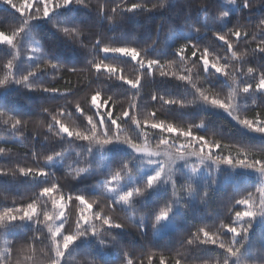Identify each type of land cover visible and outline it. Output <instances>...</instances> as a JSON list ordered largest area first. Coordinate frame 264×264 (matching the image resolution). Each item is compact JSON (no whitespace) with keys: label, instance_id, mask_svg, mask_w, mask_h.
<instances>
[{"label":"snow or ice","instance_id":"snow-or-ice-1","mask_svg":"<svg viewBox=\"0 0 264 264\" xmlns=\"http://www.w3.org/2000/svg\"><path fill=\"white\" fill-rule=\"evenodd\" d=\"M2 3L19 14L10 23L0 21V54L4 57L0 62V90L3 94H8L10 90H23L25 93H48L53 99L74 95L70 90L61 92L54 86L50 87L42 79L48 75L54 77L55 73L67 66L66 62L70 60L67 53L76 51L69 47L71 45L87 49L92 55L93 58L87 60V70H94L99 86L90 96L91 115L81 107L80 102L75 103L74 115L68 107L71 104L69 100H65V105L56 110L42 109V114L47 116L40 124L46 127L47 133L57 142L81 149L74 153L72 162L62 172L65 179L77 182L72 190L65 194V185L53 179L60 170L55 165L59 163L63 168L68 158L65 148L57 151L53 147L52 154L44 156L42 166L37 160L34 167L0 169V176L11 175L15 178L19 175L37 185H47L39 187L29 202L17 205L13 201L11 206H4L0 210V230L7 232L32 226L34 233H40L39 236H28L25 232L22 243L17 242L15 237L11 240L6 238L0 247V264H68V258L80 248L94 256L87 264H111L103 254V249L109 246L123 258V264H144L142 258L134 259L135 253L123 248L117 239L119 233L113 230H122L130 224L144 237L149 228L154 236L169 229V226L174 229L177 220L182 218V215L177 216V208H187L196 200L200 204L207 203L210 192L218 184L221 165L255 173L259 178L255 194L248 191L228 207V212L234 215L230 223L221 220L214 227H198L179 240L178 246L173 249L176 253L174 264H185L186 261L188 264H264V259L254 258V250L249 247L254 224L258 220L264 224V118L259 112L254 118L240 115L249 109L247 100L250 96H258L264 104V70L257 71L253 67L244 70L242 65L246 62L247 51H238L237 45L246 41L249 32L239 23L228 27L232 19H238L245 9L253 8V0H224L228 7L225 8L222 3L219 16L211 24L205 22L202 25L203 30L215 38L213 43L221 42L217 46L224 47L225 56L216 54L210 46L201 49L197 39L201 28L192 24L188 25L191 31L178 33L170 42H166L165 46L171 48L176 40L184 41L171 52L180 64L185 65L181 74L165 70V64L171 67L177 60L162 63L160 58H146L142 56V51L147 53V48L141 50L128 44L115 43L114 37L102 39L97 34L89 47L84 42V33L93 18L91 12L87 14V19L79 15L81 9L89 8L86 0H19V3L16 0H2ZM259 3L264 6V0H259ZM164 7V2L153 3L151 7L147 3H131L125 7L117 4L111 8L112 15H107L102 4L94 11L96 21L107 20L110 25H120L125 22L127 13ZM200 11L207 15L208 9L202 7ZM256 27L259 29L260 43L253 52L264 54V18L259 20ZM47 33H51V47L46 41ZM256 39V34H253L252 40ZM156 43L153 41L148 47ZM189 51L190 56L187 55ZM99 53H103V56L97 59ZM122 58H128V62L136 67L138 74L135 78L124 75V67L119 64ZM189 60L193 67H197L199 62L206 88L193 82L192 70L186 67ZM261 68L264 69V65ZM67 71L75 73L77 69L67 67ZM156 74L160 78L171 77L182 82L192 90V99L187 101L183 97L165 98L164 95L152 94L151 101H159L169 108L198 106L206 112L221 111L245 130L242 135L246 140L237 143L235 155L231 152L221 154L228 146L222 145L219 140L210 141L205 135L193 131V127L204 129L203 121L186 128L179 127L158 120L155 111L141 119L142 82L146 77L155 79ZM253 79L256 80L255 84L249 82ZM108 81H119V86H127L125 90L136 98L119 113L113 111L114 102L109 105L113 95L101 100L102 93L108 90ZM225 86L229 89L226 95L216 90L217 87L222 90ZM252 104L260 107L255 98ZM66 119L72 123H66ZM29 123L15 109L0 107V124L7 126L12 133L22 134ZM149 129L158 131L150 132ZM250 133L258 134V149L252 144ZM36 138L32 137L33 140ZM44 138L47 140L48 136ZM181 140L183 142L178 143ZM216 149L220 151H214ZM8 151L10 149L0 147V155ZM257 152L259 155L255 154ZM31 155L34 158L37 156L35 150ZM97 155L106 160L101 166L103 178L90 188L76 191L79 184L99 171L94 168ZM121 155L125 158L114 159ZM202 170H207L208 179L201 186L198 178ZM178 176L184 178L183 183H178ZM169 191L170 197L166 195L161 204L136 219L134 211L146 204L149 196L160 192L167 194ZM41 200L44 201L43 207L39 204ZM73 204L77 209L74 218L68 211ZM237 206L242 210H236ZM117 211L128 217V224L114 217ZM44 229L47 231L44 232ZM228 234H231L230 238L226 239ZM93 239L102 249L99 254L91 250L90 241ZM38 245L44 247L39 248ZM210 251L213 255L206 256L205 253ZM155 255L152 252L147 256L148 264H152ZM159 264H166L163 255L159 258Z\"/></svg>","mask_w":264,"mask_h":264},{"label":"trees","instance_id":"trees-1","mask_svg":"<svg viewBox=\"0 0 264 264\" xmlns=\"http://www.w3.org/2000/svg\"><path fill=\"white\" fill-rule=\"evenodd\" d=\"M19 3V0H16ZM165 3L164 8H157L152 11H137L136 13H127L125 22L120 25H110L107 20L102 22L96 21V11L100 5H105V13L112 15L111 8L117 4L121 7L130 5L131 3H147L149 7L151 4ZM89 4L88 9H81L79 15L81 18L87 19V14L91 12L93 18L88 30L84 33V42L91 47V43L95 40L97 34H100L102 39L107 37H114L115 43L128 44L130 46L138 47L143 50L147 48V53L142 51V56L146 58H160L162 63L166 60H177L171 67L165 64V70L168 72L183 73L185 65L178 62V58L171 55L172 50L182 44L183 40H176L172 43L171 48L165 46L166 42H170L172 37L178 33H187L191 31L188 27L189 24L195 27L201 28V33L197 36L200 41L201 49L204 46H210L216 54L225 56L224 47L217 46L221 42L213 43L215 38L210 32H205L202 25L207 22L211 24L215 17L219 16L221 10V4L226 8L228 5L224 3V0H86ZM253 8L245 9L238 19H232L231 24L228 27H233L239 23L243 25L249 32V36L246 41H242L237 45V50L240 52L247 51L245 57L246 62L242 65L246 71L248 67H253L257 71L264 70L261 68L264 65V54L254 53L253 49L260 43L259 29L256 27L259 20L264 18V6H261L259 0H253ZM202 7H207L208 12L205 15L200 11ZM14 9H10L8 5L2 3L0 0V21L10 23L14 17L18 16ZM76 15V13H73ZM256 34L257 39L252 40V35ZM193 35H196L193 33ZM233 40L235 38H232ZM46 41L51 47V33L46 34ZM156 41V45L148 47ZM63 47V46H61ZM76 49L75 52H68L67 55L70 60L66 62V67L53 75L43 77V82L48 86L56 87L61 92L71 91L74 95L67 97H60L53 99L48 93L34 92L25 93L23 90L19 92L10 90L8 94H3L0 90V107L7 109H15V111L21 114L22 119L30 121L27 128L23 129V133H12L7 129V126L0 124V147L10 149L5 155H0V169L10 170L16 166H36L35 161H39L40 165H43V158L46 155H50L53 147L59 151L61 148L67 149L68 158L64 162L63 168L59 163L55 165L56 169H60L56 172V176L53 178L62 185H65L64 192L67 194L72 190V186L76 184L75 181H69L65 179L62 172L67 168L74 158V153L81 151L79 147L69 146L66 143L57 142L54 137L47 133L46 127L40 124L41 120L46 119L47 114H42L43 108H49L50 110H56L59 106L65 105V100L71 101L68 105L69 109L73 111L75 109V103L80 102L81 107L91 115L92 112L89 108L90 96L98 88V82L96 81L94 70L89 72L87 70V60L92 59V55L87 49H79L77 45L69 46ZM187 55H191L190 51ZM103 53L97 55V59L101 58ZM4 59L0 54V62ZM196 59V58H192ZM235 64V62H233ZM124 67V75L129 78H135L138 74L136 67L133 63L128 62V58H122L119 62ZM76 67L75 73L67 71V67ZM186 67L192 70L193 82L198 85L205 84L204 73L199 67L192 66L191 60L186 62ZM103 80V77L101 78ZM91 82V84H90ZM249 82L255 84L256 80H250ZM142 99L140 102L139 116L143 119L153 111L157 114L158 120H164L168 123H173L179 127H188V125H197L203 121L205 123L204 129L197 130L193 127V131L198 134L205 135L207 139L219 140L222 145H226L221 154L228 155L231 152L235 155L236 145L238 142L246 140V137L242 135L245 131L231 117L221 111H203L198 106H192L186 109H178L176 106L161 105L159 101H151L152 94L164 95L165 98L169 97H183L187 101L192 99L191 89L186 88L185 85L174 78H160L158 74L155 75V79L145 78L142 82ZM119 81H108V90L102 93L101 100H106L109 95H113V101H109V105L115 103L113 108L114 113L121 112L124 108L128 107L130 102L135 101V97L127 92L125 89L127 86H119ZM217 91H221L222 95H226L229 89L225 86L222 90L217 87ZM253 98L260 107H256L252 104ZM247 103L249 109L246 112H241L240 115L254 118L256 113L259 112L261 118H264V104L261 103L260 98L248 97ZM104 110V109H102ZM11 114V113H9ZM66 123L71 124L72 121L66 119ZM79 124V121H77ZM158 131V130H151ZM48 136L46 140L44 137ZM253 137L252 144L258 149L260 147L258 134L250 133ZM36 136V140L32 137ZM183 142L178 141V143ZM154 146V144H153ZM32 150H35L37 156L34 158L31 155ZM214 151L219 152V149ZM28 153L27 155H25ZM259 155V153H255ZM125 158L123 155L114 157L115 160ZM106 163V160L99 155L95 157L94 168L99 169L97 174L89 179L83 181L76 188L79 191L84 188H90L99 179H102L103 168L101 167ZM76 167L75 164L72 165ZM115 167V165H114ZM178 183H183L184 178L178 176ZM208 179L207 170H202L198 178V183L202 186ZM259 185V178L250 171H246L241 168L230 169L227 166L221 165V172L219 173V181L213 190L210 192V197L206 204H200L198 200L193 201L187 208H177L176 213L179 218L176 222L175 228L162 231L159 235H153L152 230L149 228L147 234L141 237L134 227L128 224V217L117 211L114 213V217L119 221L128 224V226L122 230H113L114 233H119L117 239L120 241L123 248L130 252L135 253L134 259L142 258L144 264H148L147 256L154 252L156 255L153 257L152 264H159V258L164 256L166 264H174L176 253L173 251L178 246V241L187 237L190 232L195 231L196 228L202 226H215L223 220L225 223H230L234 219V215L228 212V207L235 203V199L240 198L241 195H246L248 191L255 194L256 187ZM47 185H37L25 177L17 175L15 178L11 175L0 176V210L4 206H11L13 201L17 205L25 204L29 202L33 193L39 191V187ZM170 197V191L165 194L164 192L157 193L155 196H149L146 204L140 205L134 211L133 215L138 220L140 216L149 212L155 208L158 204H161L165 196ZM41 207L44 206V201H39ZM50 208V204L48 205ZM95 207V206H94ZM236 210H242L240 206L236 207ZM68 211L74 218L77 214V209L73 204ZM32 226L28 229H13L5 232L0 230V247L3 246L4 240L7 238L11 240L16 238L17 242L22 243L25 238V232L28 236L37 235L40 233H34ZM47 229H44L46 232ZM231 234H228L225 238H230ZM39 248L44 245H38ZM90 247L94 254L101 253L102 249L98 246L93 239L90 241ZM214 247V246H210ZM249 247L254 250L253 256L256 260L264 259V224L259 220L254 224ZM103 254L107 259L111 261V264H123V258L117 253L116 249L110 248L103 249ZM143 254V255H142ZM206 256H212L210 251L205 253ZM94 258L93 255L86 254L84 248L77 249L73 252L72 256L68 258V264H87ZM185 264H188L186 261Z\"/></svg>","mask_w":264,"mask_h":264},{"label":"rangeland","instance_id":"rangeland-1","mask_svg":"<svg viewBox=\"0 0 264 264\" xmlns=\"http://www.w3.org/2000/svg\"><path fill=\"white\" fill-rule=\"evenodd\" d=\"M215 166H213V168H214Z\"/></svg>","mask_w":264,"mask_h":264}]
</instances>
